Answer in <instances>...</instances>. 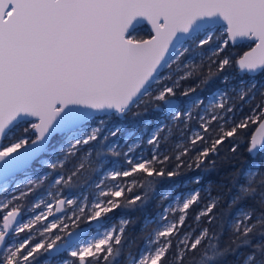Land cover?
Listing matches in <instances>:
<instances>
[{
	"label": "snow or ice",
	"instance_id": "snow-or-ice-1",
	"mask_svg": "<svg viewBox=\"0 0 264 264\" xmlns=\"http://www.w3.org/2000/svg\"><path fill=\"white\" fill-rule=\"evenodd\" d=\"M138 25L147 27L145 35L137 34ZM238 42L248 50L238 58L222 56ZM233 65L238 74L253 78L238 94L244 100L256 88L255 77L264 75V0H0V185L7 188L17 175L25 176L10 197L0 199V264H36L45 254L59 253L68 257L62 264H114L132 223L121 218L105 228L115 210L143 208L159 179L180 175L185 165L201 168L225 142L231 143L232 153L243 142L248 154H264V90L259 100L250 97L246 112L236 109L225 91L214 93L202 109L203 98L194 95ZM188 80L197 83L188 85ZM228 80L224 76L221 82ZM179 89L184 106L176 99ZM141 106L164 113L144 141L150 152H136L140 138L126 151L118 150L115 141L108 144L121 127L104 133L106 120L98 117L123 116L133 108L139 115ZM193 120L197 128L173 153L160 150L165 128V141L173 127L183 137ZM52 140L59 141V148L41 161L49 172L28 178L33 163L49 153ZM107 156L121 162L107 168L100 159ZM101 168L105 171L92 185L91 200L65 195ZM52 172L58 175L48 198L28 206L30 215L23 219L26 198ZM246 178L229 206L259 192L264 207V171H249ZM219 200L209 197L195 222L213 223ZM199 203L198 190L182 200L177 197L129 264H191L189 256L205 241L216 249L217 237L208 228L198 234L181 231ZM253 214L237 213L230 225L233 243L247 245L257 228L264 229V213L254 223ZM93 224L97 229L92 233L82 227ZM261 252L264 243L254 245L245 264H262L264 258L257 259Z\"/></svg>",
	"mask_w": 264,
	"mask_h": 264
},
{
	"label": "trees",
	"instance_id": "trees-1",
	"mask_svg": "<svg viewBox=\"0 0 264 264\" xmlns=\"http://www.w3.org/2000/svg\"><path fill=\"white\" fill-rule=\"evenodd\" d=\"M138 35L143 36L147 32V27L145 25L138 26ZM247 49L246 45L242 48V45L232 46L225 50L222 53V56H230L233 58H238L239 54H242V51ZM205 72L207 71V66H205ZM237 68L235 65L230 67L227 71L222 72L219 76L211 80L207 85L203 86L202 90L197 89L195 96L203 98L204 102L210 94L215 91H218L225 87L226 83H222L224 76L236 75ZM263 75H258L255 78L257 81H260ZM237 77H234L233 81L236 82ZM188 85H195L196 80H188L185 82ZM183 89L177 90L181 92ZM249 97L245 96L244 100H239L237 98L234 100L233 104L236 109L243 108V111L248 110V104H245L246 99ZM257 100L259 96L256 95ZM188 99H191L189 97ZM145 107L147 111H144ZM137 112L136 108L130 110L121 123L126 124L127 126H137L144 123L147 120L154 121L160 116V111L152 108L151 106H141L139 112L141 114L134 115L133 113ZM197 125V121L193 120L190 126ZM174 133H177L175 127L172 128ZM241 137V140L245 139ZM166 142L162 140L160 148H164ZM164 145V146H163ZM91 147L95 148L96 145ZM231 143L225 142L222 147V150L215 155L210 156L201 166L197 169L193 167L188 169L185 165L180 169V175L167 178L164 177L159 179L154 189L149 193V198L145 203L143 208H138L134 211L127 209H117L120 211H115V215H121L130 219V223L125 232L124 244L121 246L122 251L119 257L114 261V264H127L128 258L130 256H135L138 254L146 235L149 230L146 226V221L148 219H154L158 212L163 208L166 199L162 198L163 193L171 190V192H177L179 189L175 185L187 182L191 184L192 187L198 188V191L201 194V203L193 206L189 212L185 226L182 228V233L194 229L195 232L204 227L208 228L210 234H215L217 237L213 243L216 244V249L223 252L225 249H230L227 252H224V255L220 256L214 264H242L246 257L254 250V245L264 243V235H261L260 232L264 229L257 228L254 233H252L248 239L249 244L244 245L239 242L233 243L236 239L230 225L237 219V213L240 210L253 211V216L250 222H255L257 216L264 213V207L260 203L259 192L253 197H245L239 199L235 204L229 206L230 202L234 197L239 195V188L241 185L246 184V173L250 170L254 171H264V154H258L252 156L247 153L245 143L241 142L239 144L238 150L235 153L231 152ZM173 153V152H172ZM94 155V154H93ZM214 162V163H213ZM198 176L200 178L199 183L192 182V178ZM84 181H81L83 184ZM80 184L75 188L70 190H65L67 193H76L79 190ZM209 197H219V203L215 210L217 219L209 224L207 220L201 221L197 224L194 220V215L197 211L208 202ZM208 242L205 241V244L201 246L200 250L195 254L189 256L188 260L191 264H200V260L204 255L210 254V249L207 247ZM63 256H66L65 254ZM264 258V252L257 254V259ZM186 264L188 262L186 261ZM264 264V260H262Z\"/></svg>",
	"mask_w": 264,
	"mask_h": 264
},
{
	"label": "rangeland",
	"instance_id": "rangeland-1",
	"mask_svg": "<svg viewBox=\"0 0 264 264\" xmlns=\"http://www.w3.org/2000/svg\"><path fill=\"white\" fill-rule=\"evenodd\" d=\"M166 73H167V70H165V72L162 73V74H166ZM237 74H238V71H237ZM240 75H242V74H240ZM228 77H229V80L226 82L225 87H223L222 89H220L218 91L227 92L228 96L232 98V103H233L234 100L236 99V96L239 97L238 94H239L241 88L243 87L246 90L247 87L252 83V79L253 78L250 75H247L244 79H243V77H240L239 80H237V82H231V81H233L234 77H236V75H232V76H228ZM241 81L244 82L243 85L241 84ZM255 83H256V88L253 89L252 93H249V97L246 99L245 104H247V101L250 99L251 96H253V95H255V96L258 95L259 96L260 91L264 90V75L262 76L260 81H257V79L255 78ZM216 92L217 91L213 92L212 94H210L208 96V98L205 100L204 104L201 105V109L203 107L207 106L208 101L211 98H213V94L216 93ZM158 111H160L161 113H160V116L156 120H154V121H150V120L145 121V122H149L146 129L143 127L145 122L140 124V125H137V126H129V125L127 126L126 124L121 123V121L125 118L127 113L124 114L123 116L112 115L110 118L101 115V116L98 117V119H105L106 120V123L104 124V133H107L108 131L114 129L117 126L121 127L120 133L116 137L110 139L108 141V144H111V143H113V141H115L117 143V145H118V150L126 151L129 145L135 143L137 141V138H140L142 142L139 145V147L136 149V152L137 153L150 152V146H148L144 141H146L148 135L155 128H157L160 125L161 121L164 120L163 111L162 110H158ZM233 114L234 115L236 114L235 111H234ZM165 123H168V121H165ZM92 124H95V122H92ZM197 126L198 125L189 126L188 131L184 132V136L183 137L181 136L180 129L175 127L176 130H177V133H174L172 131L171 136H169V138L166 141L164 140V136L168 135V130H167V128H165V130L163 132H161L160 136H161V141L164 140V142H166L165 145H168V146H164L163 145L164 148H160V150L163 151V152H167V153L174 152L175 151V145L177 143H179L182 139H186V137L188 136L189 132L191 130L197 128ZM181 127H182V122H181ZM13 131H14L15 134H17V135L19 134V130L18 129H14ZM102 135H103V133H102ZM160 146H161V144H160ZM106 147H107V145H105V148ZM58 148H59V141L52 140V142L50 143L49 153L43 154L41 156V158L37 162H35L33 164L31 170L27 173L28 178H36V177H39L41 175H45L46 173H48L49 169L47 167H45L41 163V161L49 159L52 155L55 154V151ZM87 148H88V146L85 147V152H87ZM93 159H95L94 155H93ZM100 159L107 161V163H106V167L107 168H110L113 163H120L121 162L120 158H113L111 156L101 157ZM98 163H99V161H97V164ZM104 171H105V168H101L99 172L90 173L89 174L90 178L86 179V182L84 181L83 184L80 183L79 190L76 193H68V192L66 193L65 192V195H67L69 197H72V196L83 197L84 195H87L89 200H91L92 196H93V192H94V188L92 187V185L94 184V182H98V180L103 175ZM250 171H254V170H250ZM57 175H58L57 172H52L50 176L46 177L45 182L43 183V185H41L36 190H34L32 192V194L29 195L26 198V200L24 202L25 208H24V214H23V217H22L23 219H27L29 217V215H30V213L27 211L28 206H30L34 202H38L42 197L45 198V199L48 198L47 197V192L49 191V186L54 181V179L56 178ZM197 177L198 176L193 177L192 178V182L196 183L195 180H196ZM24 180H25V176L24 175H19V176L16 177L15 181L13 182V184H9V186L7 188H4L3 186H1L0 187V199H4L5 197H10L13 194V186H14V184L15 183H20V182H22ZM199 180H200V178H199ZM175 187H177L179 189L177 192L173 193V192H171V190H169V191H166L165 193H163L162 198L166 199V202H165L163 208L158 212V214L156 215V217L154 219H148L146 221V224H147L146 226L148 227L149 232L146 235V238L144 239V242H143L140 250L138 251V254L145 248L146 243L151 238V233H152L153 229H155L156 227L159 226V223H158L159 217L164 214V209L171 207L173 205V202L175 201V199L177 197H180L181 200H182L188 194L193 193V192L198 190V188L192 187L191 184H188L186 181L182 182V183H179L178 185L176 184ZM115 211L113 213H111L107 217L106 221L104 222V227L105 228L109 227L112 224H118V222H119V220L121 218H126V217L121 216V215H117L116 216L114 214ZM117 211H120V210H117ZM243 211H245V210H243ZM87 226H89V225H84L82 227H87ZM96 229H97V227L94 230H96ZM194 229H191L190 231H193ZM200 230L201 229L197 230L195 232V234H198ZM65 255H66V253H65ZM137 255L130 256L129 258H134ZM67 258L68 257L66 255V256L59 257L57 259H53V258L49 257V254H45V255H43V256L38 258V260L36 261V264H45V262H47V264H62V261L64 259H67ZM129 258H128L127 264H129ZM245 260H244V262L242 264H245Z\"/></svg>",
	"mask_w": 264,
	"mask_h": 264
},
{
	"label": "flooded vegetation",
	"instance_id": "flooded-vegetation-1",
	"mask_svg": "<svg viewBox=\"0 0 264 264\" xmlns=\"http://www.w3.org/2000/svg\"><path fill=\"white\" fill-rule=\"evenodd\" d=\"M137 27H138V26H137ZM237 45H242V44H237ZM237 45H235V46H237ZM244 45H246V44H244ZM237 71H238V70H237ZM237 71H236V77H237L236 82H237V80H239L240 77H243V79H244V78L248 75V74H242V75L237 74ZM235 96H236V95H235ZM237 98H239V97L236 96V99H237ZM176 99H177L178 101H180V103H181L182 106L185 105V100H184V98H182V97L180 96V92H179V93L177 92ZM236 99H235V100H236ZM96 227H97V226H96ZM64 254H65V253H62V254H58V255H56V256H50V255H49V257H51V258H53V259H57V258H59V257H62Z\"/></svg>",
	"mask_w": 264,
	"mask_h": 264
},
{
	"label": "clouds",
	"instance_id": "clouds-1",
	"mask_svg": "<svg viewBox=\"0 0 264 264\" xmlns=\"http://www.w3.org/2000/svg\"><path fill=\"white\" fill-rule=\"evenodd\" d=\"M218 250L217 249H210V254L208 256H213L215 257L214 259H206L204 256L202 257L203 259V264H214V262L220 257L217 255Z\"/></svg>",
	"mask_w": 264,
	"mask_h": 264
},
{
	"label": "water",
	"instance_id": "water-1",
	"mask_svg": "<svg viewBox=\"0 0 264 264\" xmlns=\"http://www.w3.org/2000/svg\"><path fill=\"white\" fill-rule=\"evenodd\" d=\"M138 26H139V25H138ZM237 44H244V42H238ZM237 44H236V45H237ZM246 50H248V49H246ZM246 50H245V51H246ZM51 142H52V141H50V143H51ZM40 158H41V157H40ZM40 158H39V159H40ZM37 161H38V160H37ZM37 161H35V162H37ZM35 162H34V163H35ZM34 163H33V164H34ZM17 176H19V175H17ZM1 186H2V185H0V187H1ZM96 226H97V225L93 224V225H89V226L84 227V228H86L88 232L92 233L93 230L96 228ZM59 254H62V253H59ZM49 255H50V254H49ZM56 255H58V254H56ZM56 255H50V256H56Z\"/></svg>",
	"mask_w": 264,
	"mask_h": 264
}]
</instances>
